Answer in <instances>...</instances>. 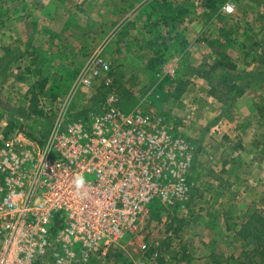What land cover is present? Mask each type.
<instances>
[{
  "label": "rangeland",
  "instance_id": "obj_1",
  "mask_svg": "<svg viewBox=\"0 0 264 264\" xmlns=\"http://www.w3.org/2000/svg\"><path fill=\"white\" fill-rule=\"evenodd\" d=\"M210 1L0 0V150L42 145L66 104L73 117L97 111L104 76L77 82L95 52L110 64L124 111L160 115L191 147L184 204H150L136 231L93 264L258 263L244 258L252 247L235 232L252 211L264 212V0ZM175 10L178 22L150 28ZM157 48L166 60L149 71ZM219 52L235 63L229 79L243 90L222 102L207 94L205 74L189 72L207 71Z\"/></svg>",
  "mask_w": 264,
  "mask_h": 264
},
{
  "label": "built area",
  "instance_id": "obj_2",
  "mask_svg": "<svg viewBox=\"0 0 264 264\" xmlns=\"http://www.w3.org/2000/svg\"><path fill=\"white\" fill-rule=\"evenodd\" d=\"M83 71L77 82L87 86L104 76L97 111L73 117L66 104L42 145L0 150V264H93L136 231L150 204L187 200L186 140L160 115L120 107L100 52Z\"/></svg>",
  "mask_w": 264,
  "mask_h": 264
},
{
  "label": "trees",
  "instance_id": "obj_3",
  "mask_svg": "<svg viewBox=\"0 0 264 264\" xmlns=\"http://www.w3.org/2000/svg\"><path fill=\"white\" fill-rule=\"evenodd\" d=\"M153 3L158 4V0H152ZM205 6L207 8L212 7V3L210 0H206ZM181 11L175 10L171 12H163L161 13L156 19H151V15H148L147 18L149 21H151V24L149 25L150 28H157L160 24H165L168 22L176 23L178 22ZM227 32L225 35V38L227 37ZM181 44H184L182 42ZM158 46L157 41H151L148 43V47L150 48H156ZM227 59V60H226ZM229 58H227L223 53H218V58L213 61L212 64L208 66L207 71L200 72L196 71L194 69L189 70L190 75H203L205 74L207 84H208V90L207 94L213 98H215L217 101L222 102L224 100V95H229L232 93L234 89H236V96H240L243 92L242 88H239L230 78V74L228 72V69H235L236 65L235 63L228 61ZM166 59L164 58V54L162 53V50L160 49H154L152 51L151 56L148 58L146 62V68L149 71H155L159 65H161ZM221 71V76L214 77L211 75L212 71ZM189 84V81L186 80L183 83V86H187ZM181 89L180 91H182ZM229 98V97H228ZM227 98V99H228ZM12 125V124H10ZM235 236L238 237L245 246H251L252 248L246 252H244V258H249L251 255L258 256V263L256 264H264V212L262 210H254L246 218H244V221L239 226V229L235 232ZM160 250V249H159ZM153 249H150L148 253H151ZM221 260L213 259V264H220ZM225 264H228L229 261L227 259L224 260ZM236 264H246L244 261L237 259Z\"/></svg>",
  "mask_w": 264,
  "mask_h": 264
},
{
  "label": "clouds",
  "instance_id": "obj_4",
  "mask_svg": "<svg viewBox=\"0 0 264 264\" xmlns=\"http://www.w3.org/2000/svg\"><path fill=\"white\" fill-rule=\"evenodd\" d=\"M228 10L231 11L232 10L231 7H229Z\"/></svg>",
  "mask_w": 264,
  "mask_h": 264
}]
</instances>
